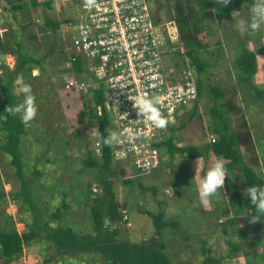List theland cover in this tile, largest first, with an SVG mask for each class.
I'll return each instance as SVG.
<instances>
[{
    "label": "rangeland",
    "instance_id": "rangeland-1",
    "mask_svg": "<svg viewBox=\"0 0 264 264\" xmlns=\"http://www.w3.org/2000/svg\"><path fill=\"white\" fill-rule=\"evenodd\" d=\"M150 5L160 22L175 20L174 9L169 2L162 1V5L158 6L152 0ZM51 6H29L15 11L0 0V40L6 45L5 49L0 47V83H5L15 72L14 93L22 98L20 88L28 84L35 96L37 114L27 126V136L22 139L20 151L26 180L39 207L40 217L53 225H67L83 233L93 232L95 223L92 210L96 205L90 201V197L108 200L103 191V181L110 179L115 198L125 207L121 222L115 226L119 230L120 240L138 244L157 238L165 244V253L172 264H264V220L251 222L248 216L254 212L242 210L234 202V185L242 193H247L245 190L248 186L241 173L227 171L230 178L225 179L223 188L210 198L208 204L200 202V179L218 157L207 155L191 160L180 154L170 157L165 151L163 164L151 174L140 173L130 163L116 159L108 171L84 168L87 151L93 150L98 128L95 116L89 115L88 105L92 106V95L89 91H71L66 87L67 80L74 73L71 54L77 55L79 51L72 46L68 33L54 31L46 25L47 19L62 23L69 15L67 5L65 7L61 1L53 0ZM249 8L250 5H243L237 11L247 18ZM36 19H40V23ZM236 19L227 16L221 22L217 19L206 21L203 39L210 45L211 53V67L202 77L206 90L199 112L191 122L188 120L193 105L185 109L186 114L174 134V142L179 147H203L210 142L209 106L215 103L210 88L223 86L230 73L237 82L264 173V99L255 97L251 85L241 84L238 80L240 72L235 68L237 56L242 54L244 48L255 52L258 73L252 83L264 88V24L241 35L235 28ZM219 41L224 53L214 46ZM179 43L174 44L175 51L166 63L168 66H178L179 63L181 70L184 66L183 59L179 57L182 48ZM15 44H21L24 54L42 60L32 74L26 70L15 71ZM81 111L87 114L83 123L79 121ZM93 111L96 112V107H93ZM3 140L4 134L0 131V142ZM11 161L12 157L0 151V230L16 228L23 233L32 221L34 223L36 214L29 212L22 200L13 197L20 192L21 184L14 174ZM34 170L41 172V176H37ZM142 186L155 188L157 193L143 191ZM65 201L70 207L64 211L62 220L56 222L52 219L54 210ZM161 212L165 214L167 222L176 221L179 225L165 229L157 237L151 216ZM125 216L128 218L125 219ZM52 247V243L46 239L26 244L23 255L15 259V264H23V259L24 264H108L97 253L58 257ZM210 247V256L217 263H207ZM0 256V260L8 264L9 259L3 257L1 247Z\"/></svg>",
    "mask_w": 264,
    "mask_h": 264
},
{
    "label": "trees",
    "instance_id": "trees-1",
    "mask_svg": "<svg viewBox=\"0 0 264 264\" xmlns=\"http://www.w3.org/2000/svg\"><path fill=\"white\" fill-rule=\"evenodd\" d=\"M6 5L11 6L15 11L23 10L27 7L51 8L53 0H1ZM152 0H150L151 2ZM156 5H162V1L172 4L174 9V19L179 31V44L182 45L179 51V57L183 59L182 66L190 68L196 73V82L198 87V100L192 104L193 109L188 122H191L199 112L200 101L203 100V93L206 90L202 77L211 67L209 62L210 45L203 39L206 21L217 19L224 20L231 16L232 11H237L243 5H252L255 0H230L223 7L222 0H153ZM160 22L158 19H156ZM47 26L58 31L61 28L59 22H53L49 19L45 21ZM13 50L16 57V72L26 70L32 74L33 70L42 64L41 59L28 56L23 53L21 44H15ZM8 46H11L9 44ZM172 47L174 45H171ZM170 46V47H171ZM221 51V41L214 45ZM0 47L6 48V45L0 40ZM167 54V52H166ZM70 60L73 69L82 74L84 72L85 59L82 54H71ZM176 67L179 69L180 65ZM235 68L240 72L238 80L241 84L251 85L254 89L255 97L264 99V88L253 85V78L258 73L257 54L251 50L245 49L242 54L237 56ZM15 72L7 78L5 83H0L2 91V100L0 102V131L4 134V140L0 142V151L12 157L11 164L15 169V176L21 184V190L13 197L22 200V203L36 216L28 225V229L20 233L16 228L9 231L0 230V247L3 257L15 260L24 253L25 245L31 244L37 239H46L52 243L55 253L58 257H67L81 253H97L102 255L108 264H172L171 259L166 255V246L163 242L156 239L144 243H131L119 239V230L117 223L122 220L123 207L113 194V184L110 179L104 180V193L108 200L104 201L99 197L98 200L90 197V201L96 205L92 210L94 220L93 232L83 233L80 230L68 227L67 225H53L38 214L39 207L35 202L34 196L30 193V185L26 180V171L21 153V142L23 137L27 136V126L29 122L24 123L19 114H15L10 109L22 102V98L13 91V82ZM210 93L215 98V103L209 106V115L211 117V133L216 136L214 142H208L206 146L199 147L189 145L179 147L175 144V136H171L159 147L168 156L173 157L176 154L187 156L191 160L202 159L207 155L223 158L227 171H238L245 178L248 187L255 186L258 189H264V173L262 161L257 149L256 140L248 121L245 108L243 106L237 82L232 74L228 77L223 86H212ZM90 94V93H89ZM92 106H89V115L95 116L97 126L102 138V156L95 157L93 150L87 151L84 161V168H102L108 171L113 157L112 145H106L103 137L107 136L106 129L110 128L109 117L103 110L100 115L94 113L93 107L97 108L104 104L103 86L91 91ZM87 114L84 111L79 113V121L84 122ZM184 125L181 127L183 128ZM175 133V130L173 131ZM124 174V171H121ZM37 176L41 172L34 170ZM143 191H157L155 188L147 189L142 186ZM234 193V202L242 210L255 212L254 205L250 204V198L247 193H242L238 186L232 187ZM98 195V194H97ZM111 197V198H109ZM70 205L66 201L63 205L54 210L52 219L60 222L64 217V211L69 209ZM154 226L157 229V237L169 227H177L178 222L169 223L165 220L163 212L152 215ZM226 231V230H225ZM212 247L208 249L209 257L207 263H217L211 255Z\"/></svg>",
    "mask_w": 264,
    "mask_h": 264
},
{
    "label": "built area",
    "instance_id": "built-area-1",
    "mask_svg": "<svg viewBox=\"0 0 264 264\" xmlns=\"http://www.w3.org/2000/svg\"><path fill=\"white\" fill-rule=\"evenodd\" d=\"M59 1L69 11L59 31L69 34L72 46L85 59L82 74L71 66L76 74L66 87L90 93L103 86L104 104L97 112L101 115L104 110L110 128L122 136L118 145H112L114 159L130 163L140 173H153L163 164L159 145L178 131L185 109L199 98L196 73L166 63L175 51L171 45L179 40L176 21L158 22L150 0ZM137 95L158 97L166 127L138 117L131 101ZM94 137L93 153L101 157L98 128ZM215 140L212 134L210 142Z\"/></svg>",
    "mask_w": 264,
    "mask_h": 264
},
{
    "label": "clouds",
    "instance_id": "clouds-1",
    "mask_svg": "<svg viewBox=\"0 0 264 264\" xmlns=\"http://www.w3.org/2000/svg\"><path fill=\"white\" fill-rule=\"evenodd\" d=\"M229 2L230 0H222L223 7ZM231 16L232 18H237L235 28L241 35L248 33L250 30H256L261 24H264V0H255L249 8L247 18L241 15V11L235 10L232 11ZM36 74L37 73H33V75ZM20 93L22 95V102L10 109V111L19 114L20 119L24 123H27L32 121L37 114L35 96L32 94L31 86L28 84H24L20 88ZM131 101L133 102L132 107L137 111L138 117H146L155 127H166L168 121L159 107L158 97L152 95H137L135 99ZM106 131L108 134L103 137V142L106 145H118L121 142L122 136L119 131L114 128H108ZM226 178L230 177L227 175L225 161L223 158H217L200 179L198 189L200 202L202 204H208L210 198L213 197L219 189L223 188ZM246 191L247 197L250 198V204L254 205L253 208L256 210L252 215L248 216V218L251 222L264 220V190H260L255 186H250L245 192ZM209 243H211V241Z\"/></svg>",
    "mask_w": 264,
    "mask_h": 264
},
{
    "label": "crops",
    "instance_id": "crops-1",
    "mask_svg": "<svg viewBox=\"0 0 264 264\" xmlns=\"http://www.w3.org/2000/svg\"><path fill=\"white\" fill-rule=\"evenodd\" d=\"M44 1H47V0H44ZM37 20V19H36ZM2 257L0 256V259H1ZM22 259H23V257H21ZM26 258V257H25ZM2 261L3 260H0V264H4V261H3V263H2ZM7 261V260H6ZM24 261V262H23ZM17 262V260H14V261H12V260H8V264H15ZM22 263L24 264L25 263V259H23L22 260Z\"/></svg>",
    "mask_w": 264,
    "mask_h": 264
},
{
    "label": "water",
    "instance_id": "water-1",
    "mask_svg": "<svg viewBox=\"0 0 264 264\" xmlns=\"http://www.w3.org/2000/svg\"><path fill=\"white\" fill-rule=\"evenodd\" d=\"M123 210L125 211V207H123Z\"/></svg>",
    "mask_w": 264,
    "mask_h": 264
}]
</instances>
